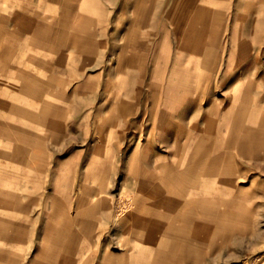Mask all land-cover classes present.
Wrapping results in <instances>:
<instances>
[{
  "label": "rangeland",
  "instance_id": "obj_1",
  "mask_svg": "<svg viewBox=\"0 0 264 264\" xmlns=\"http://www.w3.org/2000/svg\"><path fill=\"white\" fill-rule=\"evenodd\" d=\"M214 1L0 0V264H56L90 212L82 228L137 247L132 264H264V0ZM188 54L214 59L190 84L210 85L235 141L206 188L142 223L120 174L97 189L88 148L74 158L79 123L121 101L133 63L144 84H188Z\"/></svg>",
  "mask_w": 264,
  "mask_h": 264
},
{
  "label": "crops",
  "instance_id": "obj_2",
  "mask_svg": "<svg viewBox=\"0 0 264 264\" xmlns=\"http://www.w3.org/2000/svg\"><path fill=\"white\" fill-rule=\"evenodd\" d=\"M201 1L206 2L202 8H209L208 0ZM212 10L221 13L220 9L219 12L216 8ZM184 58L183 62L190 63L184 65L188 84L171 87L144 84L138 64L133 63L127 72L126 95L121 101L108 102L104 117L89 118L87 124L79 123V134L84 142L81 140L83 144L73 152L74 158L86 155L88 148L92 162L88 172L95 175L97 189L108 188L109 181L120 174L121 183L125 182L136 195L135 205L141 211L139 220L142 223L154 220L160 207L186 205L187 201L182 198L188 193L191 197L193 191L203 186L206 188L210 177L216 173L215 168L225 163V153L230 149L224 143L235 141L229 136L224 140L226 117L212 101L210 85L193 88L190 84L198 68L202 71L201 77L209 78L213 74L214 59L210 63L208 55L198 54H188ZM200 101H206L207 113L204 112L199 120H192ZM210 105L215 111L208 114ZM85 142L87 146H83ZM181 192H184L183 197L178 199ZM188 204L197 205L193 201ZM95 220L91 212L88 218L78 219L80 229L66 234L75 239L76 245L71 250L65 247L56 252V264H132L127 261L129 255L142 251L137 247L128 251L106 244L96 245ZM86 221L93 223L95 230L83 229ZM142 263L134 261V264Z\"/></svg>",
  "mask_w": 264,
  "mask_h": 264
},
{
  "label": "bare ground",
  "instance_id": "obj_3",
  "mask_svg": "<svg viewBox=\"0 0 264 264\" xmlns=\"http://www.w3.org/2000/svg\"><path fill=\"white\" fill-rule=\"evenodd\" d=\"M217 1V0H216ZM216 1H214L215 3H216ZM222 1H225V0H222ZM220 2V1H219ZM217 4V3H216ZM221 4H223V3H221ZM218 5H220V4H218ZM218 8L216 7V10H217ZM225 9V8H224ZM221 10H223V9H221ZM226 10V9H225ZM217 12V11H216ZM218 12H219V9H218ZM222 16V15H221ZM218 19H221V18H219V16H218ZM222 20V19H221ZM223 21H221V23H222ZM225 27V26H224Z\"/></svg>",
  "mask_w": 264,
  "mask_h": 264
}]
</instances>
